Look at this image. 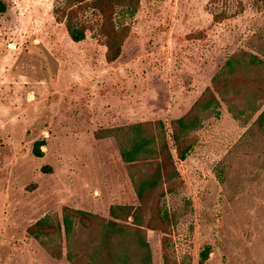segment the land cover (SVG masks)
Masks as SVG:
<instances>
[{
    "label": "rangeland",
    "instance_id": "1",
    "mask_svg": "<svg viewBox=\"0 0 264 264\" xmlns=\"http://www.w3.org/2000/svg\"><path fill=\"white\" fill-rule=\"evenodd\" d=\"M3 1L0 264H89L87 232L71 263L65 242L56 260L28 228L46 215L61 219L66 206L105 218L111 205L138 206L120 151L125 132H97L158 119L170 131L234 52L264 60V0H140L112 63L94 30L70 39L56 0ZM262 111L244 109L239 119L221 102L195 132L191 153L176 163L182 182L163 199L175 222L167 235L144 229L152 264H199L207 246L204 264H264V127L254 123ZM36 141L45 143L42 157Z\"/></svg>",
    "mask_w": 264,
    "mask_h": 264
},
{
    "label": "trees",
    "instance_id": "2",
    "mask_svg": "<svg viewBox=\"0 0 264 264\" xmlns=\"http://www.w3.org/2000/svg\"><path fill=\"white\" fill-rule=\"evenodd\" d=\"M139 6L140 0H56L54 14L57 21L64 22L73 42L84 41L87 32L94 30L106 47V61L112 63L122 53L132 28L130 19ZM6 10L5 2L0 0V15ZM222 14H215L214 19L219 21ZM221 102L227 103L239 119L244 109L252 114L261 109L264 105L262 57L246 50L234 52L190 109L170 122V131L164 121L158 119L97 132L98 137L125 132L120 151L128 165L138 206L111 205L109 218L66 206L61 219L46 215L28 228V234L56 260L63 258L65 242L66 258L73 263L78 254L73 247L80 239L79 233L87 232L83 245L91 249L92 262L89 264H152L144 229L160 230L167 235L168 227L175 222L174 215L164 207L163 199L182 182L177 160L184 161L189 156L195 143V132L202 128L204 120L219 114ZM254 123L264 127V111ZM44 144V141L35 142L33 153L36 157L43 156L41 146ZM132 237L136 238L138 249L135 257L128 251ZM166 237L163 238L164 246ZM209 254L207 246L200 253L199 264H204Z\"/></svg>",
    "mask_w": 264,
    "mask_h": 264
}]
</instances>
